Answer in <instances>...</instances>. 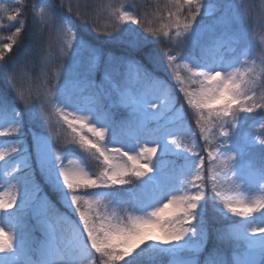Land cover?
I'll return each instance as SVG.
<instances>
[{
  "label": "snow or ice",
  "instance_id": "1",
  "mask_svg": "<svg viewBox=\"0 0 264 264\" xmlns=\"http://www.w3.org/2000/svg\"><path fill=\"white\" fill-rule=\"evenodd\" d=\"M61 7H33L50 37L39 82L5 69L0 264H264V53L242 26L254 6L165 0L151 19L128 0ZM22 16L0 0V22L18 25L0 62Z\"/></svg>",
  "mask_w": 264,
  "mask_h": 264
},
{
  "label": "trees",
  "instance_id": "2",
  "mask_svg": "<svg viewBox=\"0 0 264 264\" xmlns=\"http://www.w3.org/2000/svg\"><path fill=\"white\" fill-rule=\"evenodd\" d=\"M38 1L51 3L57 10L58 13L63 15H68L66 9L61 7V0H21V7L23 18L26 22V27L24 32L22 33L23 42L19 47H14L13 50L6 55V59L4 62H0V92H6L9 97H14V92L12 88L9 86L7 80L5 79V69L12 68L13 66H18V68L22 67L23 72H20L18 69L17 75H23L26 73L28 76L32 77L33 80L39 82L40 73L42 69V61L41 56L46 54L48 45L50 43L49 34L43 33L35 29L33 24L34 11L33 7L37 4ZM2 2L8 4L10 7H14L16 4V0H2ZM69 0H64V3L67 4ZM74 4L76 0H71ZM90 3H106L107 0H89ZM130 4H135L137 6V12L143 13L148 12L149 18L151 19V13L155 11L157 6L160 8L164 7L165 0H128ZM231 2V0H220L221 4H226ZM245 3L253 5L252 17H243L242 26L248 31L249 38L253 39L257 47L255 48V55L258 57L261 53H264V25L257 23L255 16L256 10H258L260 4L264 2V0H244ZM73 21L80 27L84 26L80 24L79 21L75 20V17H71ZM3 26L0 27V36H8L11 35L12 32L15 31V28L18 26L16 22H8L6 19L0 22ZM136 27V26H133ZM137 31L140 29L137 28ZM89 34L91 36H95L94 32H91L89 26ZM150 39H152L150 37ZM7 40L2 41V43H7ZM158 52L161 49L168 48L169 45L167 43H154L152 45ZM52 59H51V67L48 69L49 72L54 67L59 66V60L56 59L58 55V51L56 49L55 43L52 44ZM26 56H29L30 62L27 65L21 64L20 62ZM156 74L161 78H164L168 81V83L175 90L176 101L178 105H182L187 113L188 123L191 125L192 129L196 128L194 123V117L191 113V109L188 108L183 94L178 91V85L172 76L171 72L166 68L165 62H161V65L158 69H156ZM22 107V105H21ZM257 118L261 115V113L254 114ZM30 125L26 121L25 130L28 131ZM197 129V128H196ZM47 131V129H44ZM60 135L63 137L65 135V130H60ZM216 223L213 222V227H216ZM166 264V260H165Z\"/></svg>",
  "mask_w": 264,
  "mask_h": 264
},
{
  "label": "rangeland",
  "instance_id": "3",
  "mask_svg": "<svg viewBox=\"0 0 264 264\" xmlns=\"http://www.w3.org/2000/svg\"><path fill=\"white\" fill-rule=\"evenodd\" d=\"M48 3L46 2H41V1H38L37 4L35 6H46ZM36 19L38 18H33V24H34V27L35 29H37L38 31L40 32H43V33H48V31L46 29H43L41 28V26L38 25V23L36 22ZM18 69H22V67L18 68ZM193 132H196L197 133V142L202 146L203 145V141L202 140H199V136H198V129L196 128H193L192 129Z\"/></svg>",
  "mask_w": 264,
  "mask_h": 264
}]
</instances>
